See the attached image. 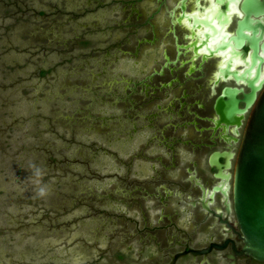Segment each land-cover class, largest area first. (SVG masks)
I'll return each mask as SVG.
<instances>
[{"label":"rangeland","instance_id":"374dc122","mask_svg":"<svg viewBox=\"0 0 264 264\" xmlns=\"http://www.w3.org/2000/svg\"><path fill=\"white\" fill-rule=\"evenodd\" d=\"M112 1L0 0V264L127 263L125 166L148 132Z\"/></svg>","mask_w":264,"mask_h":264},{"label":"flooded vegetation","instance_id":"af4514ba","mask_svg":"<svg viewBox=\"0 0 264 264\" xmlns=\"http://www.w3.org/2000/svg\"><path fill=\"white\" fill-rule=\"evenodd\" d=\"M112 3L125 15L108 26L125 30L112 45L125 60L122 96L133 130L148 132L125 166L126 264H264L242 252L231 177L264 89V0ZM232 101L249 108L226 121L217 107Z\"/></svg>","mask_w":264,"mask_h":264},{"label":"water","instance_id":"95a60500","mask_svg":"<svg viewBox=\"0 0 264 264\" xmlns=\"http://www.w3.org/2000/svg\"><path fill=\"white\" fill-rule=\"evenodd\" d=\"M254 96L253 93L251 98ZM248 108L239 109L232 101L231 107H217V110L224 120L229 121L231 112H245ZM212 165L220 170V164L212 161ZM224 166L230 167L227 156ZM231 177L234 212L242 234V252L264 261V89L250 111ZM229 178L230 175L226 177L227 182Z\"/></svg>","mask_w":264,"mask_h":264}]
</instances>
